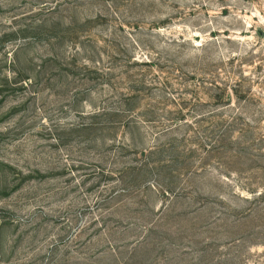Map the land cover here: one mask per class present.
I'll list each match as a JSON object with an SVG mask.
<instances>
[{
  "label": "rangeland",
  "instance_id": "1",
  "mask_svg": "<svg viewBox=\"0 0 264 264\" xmlns=\"http://www.w3.org/2000/svg\"><path fill=\"white\" fill-rule=\"evenodd\" d=\"M254 117L264 0H0V264H264Z\"/></svg>",
  "mask_w": 264,
  "mask_h": 264
},
{
  "label": "trees",
  "instance_id": "2",
  "mask_svg": "<svg viewBox=\"0 0 264 264\" xmlns=\"http://www.w3.org/2000/svg\"><path fill=\"white\" fill-rule=\"evenodd\" d=\"M216 88L218 90L217 97H215L216 101L223 103V100H226L228 102L226 103L227 107H230L232 96L237 100L239 98L238 90L235 87ZM232 121L233 123L230 124L224 122L213 126L212 137L214 142L220 145L223 154L229 156L230 164L237 167L247 166L246 169H241L242 171L237 169L228 175L245 176L244 180L248 183H245L242 189L249 195L245 201L255 204V209L251 214L252 219H260L261 216H264V130L259 128V119L257 118L247 119V122L240 127L236 125L238 119ZM235 127L239 128L237 138L234 137ZM219 128L225 129L218 131ZM226 143L229 146L227 149L225 148ZM232 146H234L233 150L227 151ZM147 154H152V151H148Z\"/></svg>",
  "mask_w": 264,
  "mask_h": 264
}]
</instances>
